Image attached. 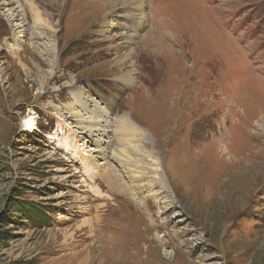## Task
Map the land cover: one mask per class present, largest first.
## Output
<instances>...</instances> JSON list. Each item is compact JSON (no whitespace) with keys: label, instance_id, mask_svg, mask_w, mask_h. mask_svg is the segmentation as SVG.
<instances>
[{"label":"rangeland","instance_id":"374dc122","mask_svg":"<svg viewBox=\"0 0 264 264\" xmlns=\"http://www.w3.org/2000/svg\"><path fill=\"white\" fill-rule=\"evenodd\" d=\"M28 1L17 29L0 0V264H264V0ZM82 103L166 191L98 174Z\"/></svg>","mask_w":264,"mask_h":264},{"label":"bare ground","instance_id":"6f19581e","mask_svg":"<svg viewBox=\"0 0 264 264\" xmlns=\"http://www.w3.org/2000/svg\"><path fill=\"white\" fill-rule=\"evenodd\" d=\"M2 4L6 19L13 22V26H16L17 29H26V15L21 0H3ZM125 7L123 8L125 9ZM34 12L36 19L40 21L41 12L37 9ZM126 15L133 19L135 18L133 13L129 15L127 13ZM141 17L145 19L143 12H141ZM137 35H139L138 31H134L133 33L126 31L122 33L125 44L134 42ZM94 106L99 107L98 110L92 111V106H89L88 103L83 104L81 110H76L78 108L69 105L66 106V119L77 131L74 133L73 138L77 140L78 146L81 144L78 136L84 141H92L94 144L82 157H88L98 174L105 175L104 177L108 182L116 180L114 176H122L134 188L141 186L134 183L136 180L148 176L147 170L154 171V180L150 181L153 186L150 192L158 196L157 192L154 191L156 184L161 186L163 190L161 192L166 191V183L163 180L162 168L160 167L157 155H151V163H143L140 159L141 154L138 150V145L133 144V140L127 136V131L130 129L132 131L139 130L142 136H147L146 133L142 132L140 128L132 123L128 116L110 114L97 103H94ZM149 176H152V173ZM111 185L114 186L113 183Z\"/></svg>","mask_w":264,"mask_h":264}]
</instances>
